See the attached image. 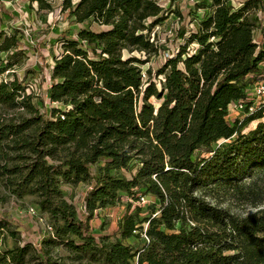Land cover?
Here are the masks:
<instances>
[{
  "label": "trees",
  "instance_id": "1",
  "mask_svg": "<svg viewBox=\"0 0 264 264\" xmlns=\"http://www.w3.org/2000/svg\"><path fill=\"white\" fill-rule=\"evenodd\" d=\"M163 1L62 0L61 12L86 27L57 39L44 113L16 78L15 65L0 63V105L29 114L0 122L2 152L28 160L1 173L14 195L37 194L40 208L63 222L56 238L74 249L80 248L69 237L84 239L101 249L104 264H264V105L243 121L229 119L249 88L264 84V0L205 2L200 8L211 11L193 30L177 10L175 38L189 37L158 69L144 70L148 59L140 55L160 50L152 32L168 19ZM30 2L55 10L51 0ZM18 35L0 33V53L24 51ZM8 71L14 78L4 80ZM88 179L94 186L81 217L60 198L59 183ZM120 193L157 203L149 217L140 220L136 207L120 223L123 240L144 237L141 248L99 245L92 235L89 221ZM227 198L257 210L241 217L209 200ZM10 222L0 211V239ZM43 244L37 264H66L51 258V238ZM31 249L26 243L0 251V264H30Z\"/></svg>",
  "mask_w": 264,
  "mask_h": 264
},
{
  "label": "rangeland",
  "instance_id": "2",
  "mask_svg": "<svg viewBox=\"0 0 264 264\" xmlns=\"http://www.w3.org/2000/svg\"><path fill=\"white\" fill-rule=\"evenodd\" d=\"M77 0H74L76 2ZM242 0H233L231 3L237 5ZM55 7L54 11L39 10L37 3H31L30 0H0V33L11 35L15 32L23 33L18 35L24 51L16 53L15 56H7L0 53V63L9 60L14 64L13 70L17 73L16 78L24 85L28 86V93L33 96V104L40 112L44 113L43 103L47 101L46 92L48 85L46 76L49 73V67L52 60L59 55L57 39L62 33L74 35L78 29L86 25H78L68 18V13L61 12L62 0H51ZM211 0H174L172 4L164 0L162 5L169 10L168 19L157 25L152 32V40H155L160 50L158 54L147 56L140 55L142 59H148V62L142 66L144 70L149 68L158 69L167 58L178 52L181 45L189 37L187 33L185 39H176V31L181 25V21L176 13L177 10H183L189 30H193L210 9H203L202 4ZM1 5L5 8L2 9ZM12 11V13H8ZM21 30V31H17ZM1 44V41H0ZM197 45L192 44L190 49H195ZM127 54V53H126ZM139 56V55H137ZM14 78L13 73L7 75ZM264 84L254 83L248 91V98L245 102H237L230 108L229 119L231 123L234 120L243 121L249 114L255 112L264 105V93H259ZM249 105V107H247ZM249 110V113H248ZM29 114L24 110H8L0 105V122H9V120L19 121L21 118H28ZM255 123L248 126L253 128ZM215 144L214 147H217ZM205 151V150H203ZM203 151H199V156ZM6 155L0 149V211L11 222L7 233L0 239V251L12 249L14 246L30 243L32 249L29 252L27 261L30 264H37L35 256L38 250L44 246L43 240L51 238L53 245L47 247L53 260H58L66 264H104V253L100 248L89 246L84 239L76 236H70L80 249H74L66 242L55 237V226H62L61 220L55 221L52 216L40 208V198L37 194H25L22 197L14 195L7 182L8 176H3L1 171L3 166L14 168L16 166H25L28 163L26 159H20L21 152L5 149ZM63 155V154H62ZM49 163L55 164L56 161L49 159ZM102 164L99 162L92 167V172ZM62 189L61 199L73 204L83 217V203L87 193L94 186L92 179L88 180H61L59 183ZM120 200L113 206H107L97 210L96 215L89 221L92 235L97 239L99 245L108 242L123 241L125 244L133 245L136 249L141 248L145 239L130 238L122 239L120 223L128 214H135L136 207L139 219L143 220L151 215L153 210H158L155 200L147 201L141 198L140 201L133 200L127 193H120ZM60 198H56L59 200ZM213 204H218L228 209L231 213L244 217L254 213L257 208L250 205H244L234 199H209ZM223 200V201H222ZM260 208H264L260 206ZM144 228L147 227L143 223ZM20 232L17 238L12 237L10 232ZM67 237H65V240Z\"/></svg>",
  "mask_w": 264,
  "mask_h": 264
},
{
  "label": "crops",
  "instance_id": "3",
  "mask_svg": "<svg viewBox=\"0 0 264 264\" xmlns=\"http://www.w3.org/2000/svg\"><path fill=\"white\" fill-rule=\"evenodd\" d=\"M10 12L12 13V11H10ZM56 56H57V54H56ZM53 65H54V59L52 60L49 69H50ZM46 82H47V85H48V88H49V86H50V84H51L50 72L48 73V76H46ZM47 95H48V91L46 92V97H47Z\"/></svg>",
  "mask_w": 264,
  "mask_h": 264
},
{
  "label": "built area",
  "instance_id": "4",
  "mask_svg": "<svg viewBox=\"0 0 264 264\" xmlns=\"http://www.w3.org/2000/svg\"><path fill=\"white\" fill-rule=\"evenodd\" d=\"M10 73H12V71H8V72H6V73L2 76V78H3L4 80H8L9 77H8L7 75L10 74ZM27 91H28V89H27ZM259 93H264V86L261 87V90H259Z\"/></svg>",
  "mask_w": 264,
  "mask_h": 264
}]
</instances>
